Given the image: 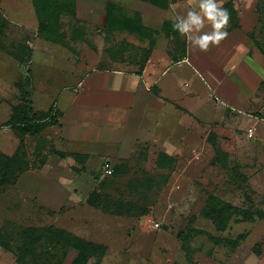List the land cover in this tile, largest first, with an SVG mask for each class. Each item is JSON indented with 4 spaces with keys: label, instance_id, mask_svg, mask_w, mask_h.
<instances>
[{
    "label": "rangeland",
    "instance_id": "obj_1",
    "mask_svg": "<svg viewBox=\"0 0 264 264\" xmlns=\"http://www.w3.org/2000/svg\"><path fill=\"white\" fill-rule=\"evenodd\" d=\"M150 3L75 0L49 41L38 32L32 0H0V152L20 147L32 162L0 186V264H74V248L55 246L49 234L27 241L28 227H53L104 246L84 264H264V136L250 120L264 104L257 76L264 54H256L264 44V0H222L228 35L207 51L170 23L198 11L199 0H168L166 10ZM108 9L116 19L141 22L149 39L108 28ZM210 31L207 22L201 32ZM228 38L244 45L235 56L221 50ZM158 59L161 87H149L154 102L129 156L60 157L48 149H61L57 125L33 137L8 124L23 97L35 111L51 102L54 109L53 83L65 82L74 65L129 71ZM213 64L215 76L208 72ZM39 157L45 162L36 166ZM105 162L120 167L118 175L105 176ZM209 195L252 210L254 219L234 215L216 230L201 213ZM239 235L234 248L227 244Z\"/></svg>",
    "mask_w": 264,
    "mask_h": 264
},
{
    "label": "crops",
    "instance_id": "obj_2",
    "mask_svg": "<svg viewBox=\"0 0 264 264\" xmlns=\"http://www.w3.org/2000/svg\"><path fill=\"white\" fill-rule=\"evenodd\" d=\"M165 1L166 7L164 8L152 2L150 4L166 10L168 0ZM134 20L136 28L141 25L149 29L138 20ZM170 23L173 24V21ZM129 33L142 37L137 31H129ZM148 37L142 38L149 39ZM226 40V45L225 43L221 45L222 52L229 51L235 56L236 52L240 51L239 48L244 47L242 43L233 38ZM259 44L260 47L256 48V54L261 56L264 54V44L262 46L260 42ZM171 61L177 62L176 59ZM163 63L164 59H158L155 64L149 60L141 68L129 71L119 68L84 71L85 64L83 63V65H74L72 71L67 73L68 78L65 82L63 77L54 81L53 85L56 87L57 94H55L56 101L53 100V106H55L54 111L58 110L55 125L59 131L61 145V149L58 150L80 154L81 152H92L103 157L115 155L124 158L129 156L137 138L144 110L154 102L149 89L157 83L155 75L162 69L161 66L164 67ZM213 66L208 72L215 76L218 69L214 64ZM257 70L260 71L257 74L258 85H264L262 83L264 67L260 65ZM61 74L64 75V73ZM206 76L209 77L208 74ZM175 80H178L177 77ZM156 85L161 87L158 83ZM50 104L46 105L47 107L44 105L39 107L48 110L51 107ZM258 107L259 118L258 114L254 113L251 114L250 120L257 127L256 133L264 136V104ZM40 108L39 111H41ZM47 201V205L51 207L57 202L52 198Z\"/></svg>",
    "mask_w": 264,
    "mask_h": 264
},
{
    "label": "trees",
    "instance_id": "obj_3",
    "mask_svg": "<svg viewBox=\"0 0 264 264\" xmlns=\"http://www.w3.org/2000/svg\"><path fill=\"white\" fill-rule=\"evenodd\" d=\"M33 6L39 21L38 32L39 34L49 40L54 41L58 36V18L61 12L69 13L73 12V5L75 0H32ZM151 2L159 7H166L165 0H151ZM73 14V13H72ZM106 25L112 30H127L137 31L142 37L148 36L146 28L138 25L137 28L134 26L135 20L129 19H116L112 12L108 9L106 13ZM23 103L13 108L10 115L9 122L18 132L28 136L37 137L47 127L57 124V119L52 114H57V111L52 109V106L45 112L35 111L32 109L31 103L26 101L23 97ZM52 110L54 111L52 113ZM49 151L55 153L60 157H72L75 160L79 157L80 153L65 152L55 150L50 146ZM27 153L23 148L17 147V149L11 154L6 155L0 152V186L11 184L16 181L18 176L25 170L32 168V162L27 159ZM162 157L167 158V155L161 154ZM45 160L39 157L36 166L43 165ZM120 167L116 166L112 171V175H118ZM111 175V174H110ZM108 175V176H110ZM107 176V175H105ZM245 178V177H243ZM95 194L91 195L92 197ZM204 217L208 218L216 230L222 231L226 228L228 222L234 215L241 216V221H252L254 219V213L249 209H241L228 202H225L214 195H209L206 198L204 207L201 210ZM43 231V232H42ZM43 233V234H42ZM52 236V242L55 244L62 245L64 247H72L77 251L76 257L74 258V264H84L86 260L98 254H101L104 250V246L97 244L93 241L84 240L80 237L73 236L64 230H57L53 227L48 229L28 227L27 229V241L33 236L42 238V236ZM242 238L239 235L236 239L227 241L231 247L237 245L238 240ZM28 243V242H27ZM30 252V247H23V251Z\"/></svg>",
    "mask_w": 264,
    "mask_h": 264
},
{
    "label": "clouds",
    "instance_id": "obj_4",
    "mask_svg": "<svg viewBox=\"0 0 264 264\" xmlns=\"http://www.w3.org/2000/svg\"><path fill=\"white\" fill-rule=\"evenodd\" d=\"M222 0H199L198 11L190 10L185 17L173 19V30L185 36L194 48L207 51L210 45H219L227 35L230 13L223 8ZM210 22L212 31L201 32Z\"/></svg>",
    "mask_w": 264,
    "mask_h": 264
},
{
    "label": "built area",
    "instance_id": "obj_5",
    "mask_svg": "<svg viewBox=\"0 0 264 264\" xmlns=\"http://www.w3.org/2000/svg\"><path fill=\"white\" fill-rule=\"evenodd\" d=\"M249 133L251 134V131H249ZM103 170H104L105 175H110L112 174V171H113L111 165L108 162L104 163Z\"/></svg>",
    "mask_w": 264,
    "mask_h": 264
}]
</instances>
